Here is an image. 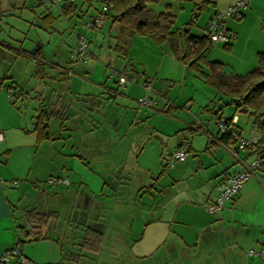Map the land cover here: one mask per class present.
I'll list each match as a JSON object with an SVG mask.
<instances>
[{"label":"crops","instance_id":"0c3cea01","mask_svg":"<svg viewBox=\"0 0 264 264\" xmlns=\"http://www.w3.org/2000/svg\"><path fill=\"white\" fill-rule=\"evenodd\" d=\"M235 1L156 0L147 5L155 12L167 10L173 13L174 22L170 30L174 37H182L186 28L191 35L203 36V28L212 14L228 8ZM65 2L72 3V12L66 14L62 11ZM92 5L90 0H61L58 4L42 0H0V131L3 133L0 140V254L10 250L21 239L20 230L25 227L24 210L34 208L42 212H59L58 205L56 208L44 205L48 204V196L73 201L72 192L67 187L72 183L70 178L76 189L73 193L74 209L78 211L79 218L84 215L93 220L98 213L104 216L109 220L105 236L109 224L110 228L124 224L130 218L127 205L130 202L135 205V199L141 200L143 194L151 197L146 182L135 185L131 181L124 189L121 186L125 167H139L137 162L127 165L126 160L135 153V161H138V155L146 146L141 132L144 119L148 108L157 107L158 111L170 113L181 109L178 115L167 116L176 124L177 130L157 129L160 135L154 134L158 137H153L152 146L156 145L158 152L166 155L164 167H169L167 158L171 151L182 142L189 145L187 159L172 166L174 177H170L174 181L188 177V244L183 243L185 240L181 234L177 236L182 240L179 245L183 248L177 249L176 241L164 242L172 236L175 219L174 216L170 222L166 218L164 205L158 207L153 217L141 218V223L159 222L160 227L157 225L156 228L161 244L157 246L163 243L169 250L178 251V259L187 253L188 264H264V252L248 253L250 250L264 251V164L219 210L210 212L206 208V203L215 199L218 183L242 169L243 164L255 156L247 149H238L236 155L230 151V145L234 144L220 139L215 127L217 113H213L211 108L216 110L225 103L219 113L227 117L236 115L234 128L242 135L246 134L244 136L252 131L258 134L252 126L253 116L236 110L234 104L227 103L228 98L220 97L215 87L204 82L201 77L203 73L212 72L210 66L200 63L199 72L189 70L174 55L167 40L156 43L149 35L134 34L127 38V55L119 65L121 68H116L117 58H122L117 54V57L110 56L108 37L115 39L117 29L109 19L105 20L103 28L86 33L89 38L94 34V40L99 38L96 48L89 44L88 57L83 61L74 60L72 50L78 33L83 32L81 24L92 12ZM105 25L108 31L104 29ZM226 26L233 32L232 38L227 43L209 44L204 53L205 60L222 64L225 74H246L257 65L258 54L264 52V0H247L243 16L226 19ZM90 41L93 42L91 38ZM38 49L43 56L46 83L34 76ZM109 66L127 76L137 69H141L145 76L149 75L154 104L151 107L138 105L134 100L136 96L127 87L128 83L122 85L121 90L111 85V82L117 83V79H113ZM27 76H30L27 82L30 87H19L26 83ZM143 81V77L138 78L134 85L140 89ZM181 83L183 85L180 86ZM154 84L157 87L154 88ZM177 85L182 92L185 86H190L197 93V101L193 93L191 97L172 94L170 91ZM19 90L25 95L21 96ZM180 97L183 102L179 101ZM156 98L161 99L160 103ZM69 100L73 106L67 104ZM19 101L22 104L31 102L33 112L26 116L24 105L20 106ZM175 101L183 103L182 106ZM51 105L61 109L58 115L47 120L54 138L38 142L33 130L35 116L40 107ZM241 115L245 116L241 118L244 126L240 124L239 127ZM52 118L60 120L59 126L54 128L56 135L49 124ZM55 140H65V144L70 140L72 143L67 151L62 145L59 152ZM50 150L61 155L58 167H51L59 170L56 177H65L69 181L67 185H60L65 187L64 191L57 190L51 194L45 188L38 189V182L43 179L41 175L46 173L45 177L48 176L50 167L46 166ZM119 169H122L120 174ZM31 174L35 176L28 178ZM161 174L156 183L163 176ZM17 178L22 182L12 185L10 181ZM170 180L161 186L168 188L172 184ZM23 197H27L25 202H22ZM149 201L144 202L146 207L154 205ZM112 214L124 222L112 224ZM134 220L131 217L129 226H133ZM51 227L49 223L42 230L44 237L29 240L35 242V248L19 244L26 262L11 255L8 261L0 264H74L64 259V246L54 239ZM118 237L121 236L115 235L114 239L118 240ZM104 248L101 251L105 254H101L100 259L87 255L86 258L83 256L85 262L113 264L109 253L117 252L118 256L114 258L122 259L121 264H124L125 257L117 247ZM167 264L174 263L170 259Z\"/></svg>","mask_w":264,"mask_h":264},{"label":"rangeland","instance_id":"374dc122","mask_svg":"<svg viewBox=\"0 0 264 264\" xmlns=\"http://www.w3.org/2000/svg\"><path fill=\"white\" fill-rule=\"evenodd\" d=\"M93 8H92V12L88 15V17H86V20L89 19L90 16H92L94 14L95 11V7L99 8L100 7V3L98 2H93L92 3ZM234 17H229L228 19H233ZM234 19H238V18H234ZM81 27L83 29V31L85 32V34L88 32V30H85L83 25L81 24ZM103 28V27H102ZM108 31L107 25H105V28ZM31 35V33H29ZM86 36V35H85ZM90 38L93 40V44L90 41ZM87 37L86 36V40L88 42V45L91 44V48H96V46L99 43V38L98 41L97 39L94 40V34H91V36ZM109 40H111V42L114 43L115 40H113L112 38L108 37ZM107 38V39H108ZM76 43V42H75ZM106 44V43H105ZM108 45V43H107ZM106 45V46H107ZM89 46V47H90ZM111 51V57L114 55H116V52L112 49ZM117 57V55H116ZM121 57V56H118ZM122 58V57H121ZM117 62H116V68H121L120 63L122 62L123 58H117ZM6 62L11 63L10 60H6ZM112 66V65H111ZM111 66H109V71L110 73L111 70L112 71H116V69H111ZM187 66V64H186ZM117 69V70H118ZM189 69V68H188ZM138 70V69H137ZM191 70V69H189ZM141 71V69L139 70ZM118 71H116L117 73ZM149 78H151L149 75H147ZM29 78L30 76L26 77V83L19 85V87H30V83L29 82ZM118 78V75L115 74L113 79L116 80ZM203 79V75L201 77ZM14 79L17 80V77H14ZM111 82V85H115L117 86V88H120V90L123 88L122 85H118L115 81ZM134 84L136 83H128L127 87L132 91V93L136 96V99L139 96L144 95V90L143 87H141L140 89L135 86ZM183 85L182 83L180 84V86ZM154 88L157 87L156 84H154L153 86ZM172 94L175 93L179 96H185V97H191V94H194V100L195 102L197 101V93L196 91H192L190 86H185L184 91L182 92L180 90L179 85H177V87H175L174 89H172L170 91ZM31 93V91H30ZM33 94V93H31ZM154 94V91H153ZM69 99H72L71 97ZM134 99V100H136ZM157 99V98H156ZM158 102L161 101V99H157ZM181 97L179 99V101H181ZM29 101V100H28ZM25 102L24 104H22L20 101L18 102V104L20 106L23 107L24 105V114L27 116L29 115L30 112H33V108L31 106V102ZM179 101H175L177 104H179L180 106H182L183 103H180ZM183 102V101H181ZM160 103V102H159ZM138 104V103H137ZM149 110L147 111L148 114L146 115V118L144 119L143 122V128H142V134L144 135V145L146 144L145 148L142 149L140 155H138V161H135V153H131L130 156L127 158L126 163L127 165L130 166V164H134L137 162L139 167H125V171H124V178H123V182H122V188H126V186L128 184H130V182L132 181L135 185H137V183L139 182H146L145 185L148 186L147 189L150 190L151 192V197L150 195L147 194H143L141 193V195L143 194V197L141 200H139V198L135 199V205L132 204V202H130L127 207H128V211L127 214L130 216V218L128 219V223L125 224H119L117 225V227L119 228H110V224H109V228L107 230V234H106V238L104 239V247L109 249V247H117V249H119L118 251L124 255L125 259L123 261L124 264H155V263H162V264H167L169 263V260L171 259L173 261L174 264H180L182 261L183 263L181 264H188L190 262H188V255H185L187 253H185L181 258H177L178 256V251H171L168 249V247H166L165 244L162 243V245L157 246L160 243V238L159 236V231L157 230L156 226H159V222H149L146 223L145 225L143 223H141V218H151L155 215L156 211H158V207L163 206L167 209V212L165 213V216L167 219H169L170 222H172V218L175 216V219L172 223V236H169L168 239L164 242L167 243V241H176L177 244V249L183 248V245H179L180 242L182 244V240L180 239V237L177 236V234H181L182 237L184 238L185 242L183 241V243L188 244V177L179 180V181H174V180H170V177L174 175H172L173 172V167H164L166 164V155H161L158 150H157V146H152V142H153V137H158L160 135V132L157 131V129L162 130L160 128L166 129V130H173L174 132L177 130L176 129V124L174 122H172L171 120L167 119V116H169L170 114L175 115L177 113H179L181 111L180 108L174 109L175 112L170 113L169 111L167 112H163V111H158L156 109H158L157 107L154 108H148ZM154 109V110H153ZM178 115V114H177ZM245 116L241 115L240 119H239V123L237 124V126L240 127V124L242 126H244V124H242V119ZM60 120L57 118H52L50 120V126H51V131L56 135L57 134V130H55L54 128L59 126ZM27 124H28V120H27ZM179 128V127H177ZM247 129V128H246ZM167 132V131H166ZM179 132V131H178ZM247 133V132H245ZM154 134L158 135V136H154ZM246 135V134H244ZM65 140H55V145L57 146V150L59 149V152L62 151L61 147L63 145L65 151H67L69 149V145L72 143V141H66V144L64 142ZM156 143V140L155 142ZM62 147V148H63ZM51 149V146L49 147ZM53 150V148H52ZM52 150H50L49 155H48V166L46 167H50L49 171H48V176L45 177L47 174L43 173L41 175V178H43L41 181L38 182V189L40 188H45V190L48 193H53L56 192L57 190H61L64 191L65 187H61V184H49L47 182V178H51V177H56L55 174H57V172L59 170L57 169H52L51 167H58L56 166L57 164L59 165L58 161H60V154H58L56 151L52 152ZM182 162H176L174 164V166L179 165ZM45 163H41V165L43 167ZM144 166V167H141ZM123 168V167H122ZM119 174L122 172V169H119ZM163 171V173L161 174V172ZM161 174V179L160 181H158V183H156L155 181L157 180L156 178ZM32 176H35L34 174L29 175L28 178H31ZM40 176V175H37ZM72 175H70L71 177ZM25 178V177H24ZM168 179L171 181V185L168 186V188H163V186H161L164 182H168ZM174 179V178H172ZM18 183H21V179L17 178ZM25 180V179H24ZM70 182L73 183L72 178H70L69 180ZM11 182V181H10ZM70 183L67 185L69 192H72V199L73 201H63L60 199H56V198H51V196H48V198L46 199L48 201L47 203H44L45 206L48 205H53L54 208L60 207L59 209V213H60V218L59 219H53L50 223L52 224L51 227V232L54 235V239L58 238V233H60L61 235H59L60 240L63 244V246L65 247V253L67 254L69 250H73L71 248L72 245H77V243L80 240V234L81 231H79L74 225V220L78 219L80 220V218L78 217V211H76L74 209V191L76 190L75 187L73 186V184ZM133 184V185H134ZM16 188V186H14ZM108 187V186H107ZM107 187H105L104 189H106ZM18 188V187H17ZM109 190V189H107ZM116 192H118V189H114ZM145 190V189H144ZM114 192V191H113ZM140 195V194H139ZM21 196V195H20ZM100 197V196H99ZM98 197V198H99ZM23 201L27 199V197H23ZM98 198H96V200H99ZM150 204H154V205H150V206H154L152 208L146 207V205H144V202H148ZM143 202V203H142ZM53 203V204H52ZM55 203V204H54ZM160 205H157V204ZM23 204V203H21ZM21 204L19 205V207L21 206ZM155 204L157 205V207H155ZM37 205V203H36ZM43 205V206H44ZM99 206V205H97ZM125 206V205H124ZM117 207H115L116 209ZM143 210V211H142ZM84 214V213H83ZM81 216V215H80ZM84 216V215H83ZM82 219L84 220V222H92L89 217H83ZM112 217H115V214H112ZM131 217H134V223L133 226H129V224L131 223L130 219ZM71 218V219H70ZM109 221V220H108ZM112 224H115V220L112 219ZM96 225H98V223H94ZM142 224L144 226H142ZM129 226V227H128ZM160 227V226H159ZM117 230V231H115ZM115 235H119L121 237H118V240L114 239ZM163 242V241H162ZM179 242V243H177ZM34 243L32 241L29 240H23L22 242H20L21 245H27L26 247L29 248L31 245H33L34 247ZM36 243H41V242H36ZM161 244V243H160ZM157 246V247H156ZM35 248V247H34ZM104 248V250H105ZM187 249V248H186ZM185 249V251H186ZM35 250V249H34ZM38 250V249H37ZM35 250V251H37ZM37 253V252H36ZM109 253V251H108ZM206 252L204 251L203 254H205ZM41 254V253H38ZM83 256H87V255H91V257H93V259L98 260V258L100 259L101 254H105V251H101V253H91V252H83ZM177 255V256H176ZM109 256L111 257V263L113 264H121L122 259H116L114 257L118 256L117 252H110ZM176 256V257H175ZM187 256V257H186ZM174 257V259L172 258ZM86 258V257H85ZM85 258L82 259L81 264H87V262H85ZM88 260V259H87ZM178 262V263H177Z\"/></svg>","mask_w":264,"mask_h":264},{"label":"trees","instance_id":"16d2710c","mask_svg":"<svg viewBox=\"0 0 264 264\" xmlns=\"http://www.w3.org/2000/svg\"><path fill=\"white\" fill-rule=\"evenodd\" d=\"M154 1L156 0L110 1L111 5L105 15L111 24L116 25L117 33L115 34V39H113L115 40L114 43L110 40L109 48L123 58L127 55V38L134 34L149 35L156 43L167 40L174 55L187 64V67L191 70L199 72L200 63H206L210 66L212 72L210 74L203 73L204 82L215 87L220 97L228 98L229 102L227 103L234 104L236 110L249 112L253 116L252 126L258 132L259 139L256 149L252 153L262 159V164H264V52L258 54L257 65L246 74H225L222 71V64L205 60L204 53L209 45L208 38L204 34L203 36L191 35L188 33L187 28L184 30L182 37L180 35L174 37L170 30L174 22V14L167 10L153 11L148 7L147 3ZM61 9L66 14L72 12V3L65 2ZM42 58L41 51L38 49L34 60V76L37 80L46 83L45 78L47 77H45ZM120 71L124 72V70ZM18 92L21 96L25 95L23 91L19 90ZM68 102L69 106H73V102L70 103V100ZM224 104H221L216 110L211 108L213 113H217L215 120L220 117L226 120L232 118V116L227 117L219 113ZM60 111V106L56 105L39 108L33 127L37 134L38 142L54 138L48 129L47 120L52 116L58 115ZM220 136V139L225 142L230 137L226 133ZM84 214L86 215L87 213ZM59 218L60 213L57 210L46 212L37 211L34 208L24 210L25 227L20 230L21 239H19L17 244L19 245L23 240L44 237L42 230L46 228L51 220ZM113 220L119 223L122 220L124 222V219H117L116 215ZM91 221V223L88 220L84 222L81 218L80 220H74L73 225L81 231L80 240L77 245L71 246L73 250L67 251V254L64 247V259L72 261L74 264H81L80 260L83 258V252L101 253L104 239L106 238L104 232L108 219L98 213L95 215V219ZM94 223H98V225ZM126 223H128V220H125L124 224L126 225ZM60 238L58 237L57 240L63 245Z\"/></svg>","mask_w":264,"mask_h":264},{"label":"built area","instance_id":"2783aa9c","mask_svg":"<svg viewBox=\"0 0 264 264\" xmlns=\"http://www.w3.org/2000/svg\"><path fill=\"white\" fill-rule=\"evenodd\" d=\"M46 2H52L58 4L61 0H42ZM93 2L100 3V7L96 8L94 14L89 17V19L83 22V27L85 30H97L100 29L107 17L105 15L106 11L109 10L111 0H90ZM247 0H236L232 5L224 10H216L211 18L207 21L205 27L203 28V34L208 38L209 44L215 42L227 43L233 36V32L226 26V19L229 17L241 18L244 14V9L246 8ZM85 32H80L77 35V42L72 50V56L74 60L83 61L88 57L89 45L86 40ZM118 75L117 83L118 85H125L127 83H135L138 78L143 77L142 87L144 90V95L139 96L136 102L140 106L151 107L154 104L153 90L150 78L145 76L141 71L135 70L133 74L127 76L124 73L112 71L111 75ZM237 120V116L233 115L230 120H226L220 117L215 120V127L218 134H229L230 137L227 142L234 144L230 145V151L236 155L238 149H247L250 152H254L259 139V136L255 132H251L248 136H244L239 133L234 128V123ZM3 139V133L0 131V140ZM189 150V145L186 142L179 144L174 150L171 151L167 158V165L173 166L176 162H183L187 159V154ZM262 166V159L255 155L250 161L243 164V168L236 171L226 178L221 180L217 186V194L212 202L206 203V208L210 212H215L219 210L225 201L231 199L241 187L253 176L256 175L257 170ZM49 184H62L67 185L69 183L68 179L65 177H51L47 179ZM12 185H17L18 181H11ZM264 251L262 250H250L249 254H260ZM11 255L19 257L22 262H26L27 259L22 255L19 245L16 243L13 247L0 254V263L9 260Z\"/></svg>","mask_w":264,"mask_h":264}]
</instances>
